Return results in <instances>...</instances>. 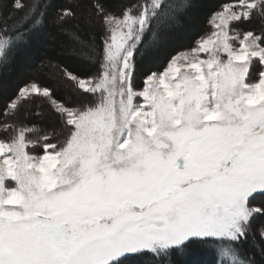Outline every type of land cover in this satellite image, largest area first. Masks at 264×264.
Returning a JSON list of instances; mask_svg holds the SVG:
<instances>
[{"label": "snow or ice", "instance_id": "1", "mask_svg": "<svg viewBox=\"0 0 264 264\" xmlns=\"http://www.w3.org/2000/svg\"><path fill=\"white\" fill-rule=\"evenodd\" d=\"M194 6L0 0V75L48 24L97 66L64 70L68 99L31 81L0 109V264H258L249 245L264 262V0H223L137 84Z\"/></svg>", "mask_w": 264, "mask_h": 264}, {"label": "trees", "instance_id": "2", "mask_svg": "<svg viewBox=\"0 0 264 264\" xmlns=\"http://www.w3.org/2000/svg\"><path fill=\"white\" fill-rule=\"evenodd\" d=\"M57 3H63L64 0H56ZM90 2V0H86ZM106 6L110 9L120 12L122 6H127L136 0H104ZM181 0H177L180 3ZM195 6L189 9L182 17L181 23L175 27L167 37L165 45L159 52H154L150 56L137 57V84H142V74L147 69L155 70L165 62L166 57L190 47L194 40L201 34L210 31V26L207 24V19L212 11L216 10L223 0H194ZM7 11V8H5ZM52 12L49 10V16ZM253 27L259 29L260 22L253 21ZM96 35L97 44L100 43L101 28L95 25L90 29ZM74 28L69 25L66 33H61L51 24H48L45 29L37 36L29 38V43L15 50L10 65L4 68L3 74L0 75V109L3 108L9 97H11L19 86L24 83L35 81L40 85L52 87L58 98L68 99L71 94V84L63 75L65 69L80 74L87 75L95 72L97 66L80 58L78 54L81 51V46L71 38L69 33L73 32ZM87 31L82 29L79 35L88 40ZM150 35H145L144 40L147 42ZM87 51V49H83ZM12 55V54H10ZM29 109L31 105L26 106ZM45 116L47 115V106L44 107ZM2 119V117H0ZM259 205L264 203V197H258L253 201ZM264 224V217H259L253 221L255 226ZM249 240H252L250 235ZM255 242L261 247H264V240H261L257 235ZM245 255L253 257L258 264H264L261 261L260 252L249 246L245 247ZM211 253L201 251L188 259L198 261L199 264H207L211 259ZM127 264H135L134 261H129Z\"/></svg>", "mask_w": 264, "mask_h": 264}]
</instances>
